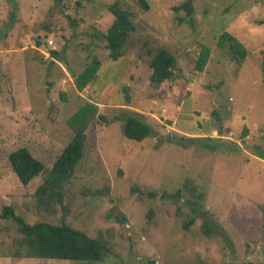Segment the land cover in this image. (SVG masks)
<instances>
[{
	"label": "rangeland",
	"instance_id": "obj_1",
	"mask_svg": "<svg viewBox=\"0 0 264 264\" xmlns=\"http://www.w3.org/2000/svg\"><path fill=\"white\" fill-rule=\"evenodd\" d=\"M116 1L0 0V210L12 204L29 223L66 220L108 246L98 262L18 255V225L0 219V264H247L264 240V159L252 148L264 141V0H193L191 15L175 9L186 0H149L146 11L118 0L136 30L113 60L106 33ZM224 31L248 50L242 63L220 46ZM203 46L210 57L199 68ZM160 47L176 57L172 89L150 81L149 49ZM95 57L97 75L80 89L77 75ZM89 102L98 113L62 201L40 200L47 171L25 185L9 154L26 146L50 169L74 135L69 117ZM122 109L139 112L154 135H123L113 119ZM219 129L240 147L221 148Z\"/></svg>",
	"mask_w": 264,
	"mask_h": 264
},
{
	"label": "trees",
	"instance_id": "obj_2",
	"mask_svg": "<svg viewBox=\"0 0 264 264\" xmlns=\"http://www.w3.org/2000/svg\"><path fill=\"white\" fill-rule=\"evenodd\" d=\"M135 2L144 11L149 9V0H135ZM115 18L108 28L106 33L107 47L109 48L108 59L118 60L126 55V45L129 42V37L133 31L136 30L134 21L135 13L129 8H123L120 1L114 2L110 6ZM181 8L191 15L194 11L193 0H186L181 5L176 6V10ZM38 45L41 44L37 40ZM220 46L228 47V53L238 62L246 57L248 50L244 47L236 37L227 31L220 35ZM150 67L152 69L150 81L159 87L172 89L174 81L181 75L176 70V57L168 49L160 47L155 50L149 49ZM53 58H59L61 52L59 50H51ZM210 57V49L203 46L197 60V66L203 68ZM51 64L54 60H51ZM101 61L95 57L92 62L77 75L76 82L80 89H84L91 83L97 75ZM126 91L125 99L130 101V95L127 93L129 86L124 87ZM98 113V106L95 103H87L82 105L75 111L68 119L69 125L74 128V135L68 144L64 147L62 152L58 155L56 161L50 169L46 168L45 163L33 155L31 150L22 146L12 151L9 154V160L13 170L16 172L20 181L27 185L35 177L40 175L43 171H47L44 176L43 183L37 188L36 193L40 200H47L46 197H52L62 201L63 190L65 185L70 181L76 170L77 164L82 160L85 154V148L88 141L87 128L90 122ZM100 117H103L102 115ZM113 119L120 121L122 134L126 137L143 141L144 139L154 135L155 129L153 126L142 119L137 111L121 110L113 116ZM246 133V131H244ZM221 148H239L237 142L231 141L225 137V134L219 129ZM205 136H195L196 140H203ZM213 150L218 146L215 144H207ZM255 154L264 159V141L262 144L252 147ZM192 182V183H191ZM184 187L190 189L193 195L196 194V184L187 178L184 181ZM140 193H146L149 196L157 195V191L149 190L147 192L140 188H135ZM182 188H179L175 193L171 194L180 197ZM167 196L168 193L164 192ZM198 197H203L202 192L197 193ZM152 211V210H151ZM125 219L126 217L123 216ZM0 219H13L17 225L21 238L17 240L18 255L38 258H57V259H71L79 261H102L105 259L108 246L106 239L103 236H91L86 231L77 228L67 222L66 220L60 223H52L48 221H36L29 223L22 215L16 212L12 204H6L0 210ZM195 218H191V222ZM203 230L207 234H215L213 226L204 222ZM153 263V262H152ZM237 264V263H234Z\"/></svg>",
	"mask_w": 264,
	"mask_h": 264
},
{
	"label": "flooded vegetation",
	"instance_id": "obj_3",
	"mask_svg": "<svg viewBox=\"0 0 264 264\" xmlns=\"http://www.w3.org/2000/svg\"><path fill=\"white\" fill-rule=\"evenodd\" d=\"M250 246V245H249ZM252 253L249 257H254V260H247V264H255L254 261H262L264 264V240L261 238L259 243L254 244L253 248H251ZM248 259V258H247ZM257 264V263H256Z\"/></svg>",
	"mask_w": 264,
	"mask_h": 264
},
{
	"label": "built area",
	"instance_id": "obj_4",
	"mask_svg": "<svg viewBox=\"0 0 264 264\" xmlns=\"http://www.w3.org/2000/svg\"><path fill=\"white\" fill-rule=\"evenodd\" d=\"M50 42L52 43V40Z\"/></svg>",
	"mask_w": 264,
	"mask_h": 264
},
{
	"label": "water",
	"instance_id": "obj_5",
	"mask_svg": "<svg viewBox=\"0 0 264 264\" xmlns=\"http://www.w3.org/2000/svg\"><path fill=\"white\" fill-rule=\"evenodd\" d=\"M251 258H249V260H250Z\"/></svg>",
	"mask_w": 264,
	"mask_h": 264
}]
</instances>
